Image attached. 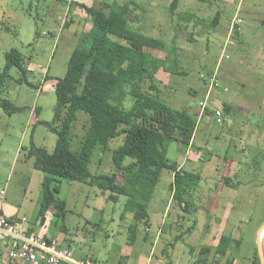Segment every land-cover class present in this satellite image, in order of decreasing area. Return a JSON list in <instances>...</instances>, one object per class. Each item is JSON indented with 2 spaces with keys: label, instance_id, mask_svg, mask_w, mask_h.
I'll return each instance as SVG.
<instances>
[{
  "label": "rangeland",
  "instance_id": "rangeland-1",
  "mask_svg": "<svg viewBox=\"0 0 264 264\" xmlns=\"http://www.w3.org/2000/svg\"><path fill=\"white\" fill-rule=\"evenodd\" d=\"M173 1L0 0V73L12 50L22 54L28 71V82L19 69L12 68L0 85V101L19 109L10 114L0 107V207L7 204L16 209L19 222L26 218L27 227H37L39 234L45 229L40 225V210L46 174L34 169V160L24 148L29 149L33 141L50 154L55 150L56 134L36 122L54 120L56 83L65 77L80 38L92 28L93 20L82 5L106 14L110 13L106 5H129V24L134 29L174 49L168 60L166 54L150 51L175 72L157 73L159 97L173 109L198 116V126L193 146L186 149L168 141L166 156L183 168L190 160V170L201 175L202 181L185 196L191 203L186 211L175 200L169 203L174 173L163 172L149 204V222L136 223L134 215L125 212L126 197L114 202L110 191L58 179L56 197L66 202L67 215L64 221L53 217L57 230L63 231L64 226L67 237L100 264H159L164 253L167 264H225L227 258H234V264H252L256 251L264 264V238L258 242V233L264 229V0H179L174 9ZM235 16L243 20V28L230 34ZM228 37L235 45L232 58L225 60L222 46ZM217 69L220 87L212 89L202 75ZM148 89L146 82L144 90ZM202 103L214 116L221 111L224 124L202 122ZM132 106L126 102L124 109ZM89 125L90 118L79 112L71 129L74 151L81 149ZM122 143L120 137L110 143V151H95L90 164L93 175L115 172L112 153ZM202 155L207 156L204 161ZM129 162L126 159L123 164ZM117 182L123 183L121 173ZM167 207L170 223L163 217ZM50 209L47 222L55 215ZM164 223L166 231L161 236L167 241L159 239L154 246L156 232ZM134 225L137 239L132 245L129 235ZM223 235L233 239L225 258L214 253L206 260L195 258L198 248H216Z\"/></svg>",
  "mask_w": 264,
  "mask_h": 264
},
{
  "label": "trees",
  "instance_id": "trees-1",
  "mask_svg": "<svg viewBox=\"0 0 264 264\" xmlns=\"http://www.w3.org/2000/svg\"><path fill=\"white\" fill-rule=\"evenodd\" d=\"M178 1H173V9ZM197 1L209 3V0ZM106 6L110 7L109 14L82 5L93 20L92 28L80 38L65 77L56 83L54 120L36 122L56 134L54 152L48 153L33 141L29 149L24 148L27 156L34 160V169L46 174L40 210L42 221L50 207L54 208L55 217L62 221L66 219L67 204L56 197L60 192L59 187H54L58 179L110 191V199L114 202L121 196L126 197L125 212L132 213L136 223L149 222V204L163 172L174 173L173 200L186 211L191 203L185 196L202 181L201 175L193 173L188 166L179 168V163H172L166 156L168 141H176L186 149L192 146L198 126V116L185 109H173L159 97L156 75L160 71L175 73L170 71L166 62L171 59L174 49L161 39L134 29L129 24V5L115 3ZM218 21L216 18L212 26H217ZM150 51L166 54V60L153 57ZM6 59L5 70L0 73V85L7 81L12 68L19 69L28 82L22 54L12 50ZM146 82H149L148 90H144ZM126 102L133 103L130 110L124 109ZM0 107L10 114L19 110L7 100L0 101ZM224 109L229 112L230 108L226 106ZM79 112L90 118V125L81 149L74 151L71 129ZM36 116H39V110ZM120 137L123 143L112 153L114 174L93 175L90 164L95 151H110V143ZM126 159L130 162L124 165ZM120 173L123 175L121 184L117 182ZM136 231L137 225L130 228L129 244L136 241ZM232 241L223 235L216 248L201 247L198 261L201 257L206 260L212 253L225 258ZM236 245L239 248L240 242L237 241ZM255 254L252 264H261L257 251ZM225 264H234V258H227Z\"/></svg>",
  "mask_w": 264,
  "mask_h": 264
},
{
  "label": "built area",
  "instance_id": "built-area-1",
  "mask_svg": "<svg viewBox=\"0 0 264 264\" xmlns=\"http://www.w3.org/2000/svg\"><path fill=\"white\" fill-rule=\"evenodd\" d=\"M243 21L238 17L234 18L230 34L240 33ZM233 38L228 37L222 46L221 58L229 60L231 55L229 49L235 45ZM218 69L213 73L202 75L205 84L209 88H218ZM208 97V96H207ZM202 113L199 117H203L207 113V103H202ZM217 124H224L222 120V112L215 111ZM4 194V193H2ZM0 257L4 264H99L91 257L78 259L74 256L72 250L62 248L55 241H51L45 237L29 233L27 227V219H23L20 223L14 222L3 214H0Z\"/></svg>",
  "mask_w": 264,
  "mask_h": 264
},
{
  "label": "crops",
  "instance_id": "crops-1",
  "mask_svg": "<svg viewBox=\"0 0 264 264\" xmlns=\"http://www.w3.org/2000/svg\"><path fill=\"white\" fill-rule=\"evenodd\" d=\"M239 11V10H238ZM239 13V12H238ZM239 19H240V17L239 16H237ZM234 18H236V16L234 17ZM242 20V19H241ZM243 21V20H242ZM244 23V22H243ZM231 26V25H230ZM242 28H243V26H242ZM230 29H231V27H230ZM229 33H230V30H229ZM241 36V35H240ZM237 43H238V41H237ZM234 47V46H233ZM233 47H231L230 49H229V54L231 55V58H232V51H233ZM238 47V46H237ZM237 47H235V48H237ZM233 48V49H232ZM232 50V51H231ZM161 72V71H160ZM159 72V73H160ZM225 91H227V90H225ZM196 115H198V114H196ZM36 120H37V117H36ZM202 122L204 121V122H207V123H210L211 121L213 122L214 121V123H215V121H216V119H215V116L214 115H212L211 113H209V111L204 115V118L201 120ZM194 142V141H193ZM192 146H193V143H192ZM191 162H190V160H188V163L187 164H184V165H186V166H188V168H190V166L192 165V164H190ZM179 168H183V166L182 165H180L179 166ZM114 173H112V175H113ZM173 178H174V176H173ZM173 192V191H172ZM171 201L173 202V194H172V196H171V198H170V200H169V203H171ZM16 209H14L13 207H11V206H9V205H5V204H3L1 207H0V214H3V215H5L6 217H8L9 219H11L12 221H14V222H18V223H20L19 222V220L21 219L19 216H16L15 215V213H16ZM49 212H51V209L49 208L48 209V211H47V214L49 213ZM46 214V215H47ZM54 217V215H52V220L50 221V222H47V219L46 218H44V220L43 221H41L40 222V225L43 227V228H45V229H41V233L39 234L38 233V231H37V227H33V226H29L28 227V231H29V233H34L35 235H39V236H42V237H45V238H47V239H49V240H51V241H55L57 244H59L62 248H63V246H65V244L68 246V247H66V248H68V249H70V250H72L73 251V253H74V256L76 257V258H78V259H84V258H86V257H91L93 260H95L96 262H98L96 259H94V257L92 256V255H90V254H85V253H83V251H82V249H81V244H78V243H76V240L75 239H69L68 237H67V235L64 233L65 231H62V230H60V231H58L57 230V227H56V225L54 224V222H55V218H53ZM164 220L166 219L167 221H168V223H170V220H168L170 217H171V214H170V210H169V207H167L166 208V210H165V212H164ZM23 219H26V218H23ZM22 219V220H23ZM21 220V221H22ZM57 222V221H56ZM167 223V222H166ZM39 224H37V226H38ZM40 226V227H41ZM165 226V223L163 224V227H160L159 226V229H158V231L156 232V235H155V238H156V240H155V242H154V246H158L159 245V239H162V241L164 242V241H167L166 239H164L163 240V238H162V236H161V233L162 232H164V230H166V228L164 227ZM47 230V231H46ZM261 233V231H259V233H258V242H259V239L262 241V239L264 238V237H262V235L260 234ZM263 235H264V232H263ZM158 240V241H157ZM134 245V244H133ZM163 252H165V249H163ZM165 254V253H164ZM164 254H162V257H160L159 259H158V261H159V264H167L166 263V258L164 257ZM0 260L1 261H3V259H2V257H0ZM99 263V262H98ZM18 264H20V263H18ZM36 264V263H35ZM38 264H42V263H38ZM100 264V263H99Z\"/></svg>",
  "mask_w": 264,
  "mask_h": 264
},
{
  "label": "water",
  "instance_id": "water-1",
  "mask_svg": "<svg viewBox=\"0 0 264 264\" xmlns=\"http://www.w3.org/2000/svg\"><path fill=\"white\" fill-rule=\"evenodd\" d=\"M206 157H207L206 155H202V157H201V161H204ZM263 230H264V229H263ZM263 230H262V231H263ZM262 231H261L260 234H262ZM199 249H200V248H198V250H197V253H196V257H195V258H197L198 254H199ZM194 262H195V261H194ZM193 264H196V262L193 263Z\"/></svg>",
  "mask_w": 264,
  "mask_h": 264
}]
</instances>
